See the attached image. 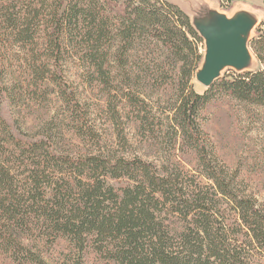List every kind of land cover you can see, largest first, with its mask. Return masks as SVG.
<instances>
[{"label": "trees", "instance_id": "16d2710c", "mask_svg": "<svg viewBox=\"0 0 264 264\" xmlns=\"http://www.w3.org/2000/svg\"><path fill=\"white\" fill-rule=\"evenodd\" d=\"M202 42L166 0H0L4 254L40 264L64 239L116 264L264 259V205L204 130L220 98L264 109V24L248 42L260 68L198 94Z\"/></svg>", "mask_w": 264, "mask_h": 264}, {"label": "rangeland", "instance_id": "374dc122", "mask_svg": "<svg viewBox=\"0 0 264 264\" xmlns=\"http://www.w3.org/2000/svg\"><path fill=\"white\" fill-rule=\"evenodd\" d=\"M166 1L180 7L196 28H198L196 25L198 21L210 24L216 20L218 24L224 20L232 21L236 16L244 17L247 19V27L243 37L247 45L255 36L256 28L264 24V0H245L223 7L217 0ZM206 39L207 36L202 37L203 42L199 44L202 61L198 71H201L205 65ZM248 49L250 50L249 46ZM259 68L260 65L252 54V59L245 68L236 70L231 67H224L218 78L237 75L246 71L253 72ZM74 72V70L69 71L70 82L75 81L73 79ZM192 86L198 94H202L206 90L196 82L195 76L192 80ZM204 118V130L213 144L219 163L229 173L236 175L238 183L246 188L248 195L264 205V109L223 97L208 106ZM105 130L108 140H112L111 128L106 126ZM129 134L132 138L131 141H134L131 130H129ZM132 154L142 156L149 154V152L147 150H135ZM178 160L181 161L185 170L195 174L197 167L191 153H185ZM119 185L116 184V186ZM34 252L41 258L40 264H116L94 254L91 250L79 252L64 239H57L54 243H48L47 246H44V249L37 248ZM10 256V254H4L0 250V264H38L19 259L15 261ZM253 264H264V259L258 256Z\"/></svg>", "mask_w": 264, "mask_h": 264}, {"label": "water", "instance_id": "95a60500", "mask_svg": "<svg viewBox=\"0 0 264 264\" xmlns=\"http://www.w3.org/2000/svg\"><path fill=\"white\" fill-rule=\"evenodd\" d=\"M246 23L247 19L243 20L242 24L234 20H224L217 24V21L213 20L210 24L196 22L198 28L193 25L201 37L207 36L205 65L195 74V80L200 86L205 89L211 86L224 67L242 70L249 64L248 45L243 37Z\"/></svg>", "mask_w": 264, "mask_h": 264}, {"label": "bare ground", "instance_id": "6f19581e", "mask_svg": "<svg viewBox=\"0 0 264 264\" xmlns=\"http://www.w3.org/2000/svg\"><path fill=\"white\" fill-rule=\"evenodd\" d=\"M243 20H245V19L242 16H236L235 19H234V22H240L242 24L243 23ZM247 56H248V59L247 60L250 63V61L252 59V54H251V51L249 49H247Z\"/></svg>", "mask_w": 264, "mask_h": 264}, {"label": "crops", "instance_id": "0c3cea01", "mask_svg": "<svg viewBox=\"0 0 264 264\" xmlns=\"http://www.w3.org/2000/svg\"><path fill=\"white\" fill-rule=\"evenodd\" d=\"M193 25V24H192Z\"/></svg>", "mask_w": 264, "mask_h": 264}]
</instances>
